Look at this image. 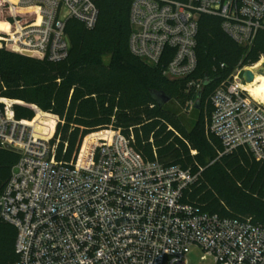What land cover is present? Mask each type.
I'll list each match as a JSON object with an SVG mask.
<instances>
[{
    "label": "built area",
    "instance_id": "1",
    "mask_svg": "<svg viewBox=\"0 0 264 264\" xmlns=\"http://www.w3.org/2000/svg\"><path fill=\"white\" fill-rule=\"evenodd\" d=\"M0 3L11 17L2 21L9 27L0 31V47L53 63L69 56L68 20L92 29L99 17L96 0ZM203 15L218 18L241 46L264 32V0H132L129 49L160 66L166 78L198 89L207 79L192 78ZM262 63L264 55L251 66L238 65L228 79L218 76L206 133L219 141V156L245 149L264 163V101L243 78ZM17 102L0 98V147L20 150L0 196V220L17 229L13 264H188L193 248L210 264H264V224L205 212L184 200L198 179L191 169L144 159L114 127L89 133L76 158L60 161L53 141L59 117L46 125L47 113L29 104L36 116L18 119ZM194 107L190 101L184 110Z\"/></svg>",
    "mask_w": 264,
    "mask_h": 264
},
{
    "label": "trees",
    "instance_id": "2",
    "mask_svg": "<svg viewBox=\"0 0 264 264\" xmlns=\"http://www.w3.org/2000/svg\"><path fill=\"white\" fill-rule=\"evenodd\" d=\"M96 2L99 17L94 28L68 20L66 30L72 44L64 61L23 58L0 47V97L35 104L59 117L53 141L58 140L55 154L60 161L76 158L89 133L114 127L131 138L133 148L144 159L179 165L198 174L197 181L184 192L186 202L205 212L264 224V163L243 160L240 149L219 156V141L206 133L210 101L206 117L201 112L203 91L216 82L215 75L233 67L230 59H242L244 65H250L264 54V32L245 47L222 30L218 18L201 17L196 47L198 66L192 78L204 68L202 76L209 81L202 87L200 107L186 112L184 104L177 103L166 90L167 85L176 84L178 90L185 91L186 80L169 81L160 66L147 63L129 49L132 0ZM212 18L219 20L228 40L204 29L200 46L201 25L211 27ZM10 19L7 6L0 3V21ZM2 23L0 30L8 31V23ZM74 24L79 26L74 28ZM215 59L222 60L213 65ZM221 63L227 65L225 71L220 69ZM159 90L170 95V102L177 104L181 112L170 104L160 107L153 98V91ZM14 112L18 119L35 117V111L24 104H15ZM42 120L51 125L55 117L45 114ZM18 159V153L0 147V196ZM16 238V227L0 220V264L17 260Z\"/></svg>",
    "mask_w": 264,
    "mask_h": 264
},
{
    "label": "rangeland",
    "instance_id": "3",
    "mask_svg": "<svg viewBox=\"0 0 264 264\" xmlns=\"http://www.w3.org/2000/svg\"><path fill=\"white\" fill-rule=\"evenodd\" d=\"M212 21H213V25H211V27H209V28H207V27H205V25H204V23L201 25V29H200V35H199V38H200V46H201V44H202V42H203V38H202V33H203V31H204V29L205 30H207L209 33H211V34H217V35H219V36H221L222 37V39L223 40H228V38L224 35V33L222 32V30L220 29V24H219V20L218 19H213L212 18ZM1 24H3L2 23V21H0V25ZM79 25L78 24H74V28L76 27H78ZM1 31V30H0ZM71 40V39H70ZM71 42V44H72V41H70ZM200 46H199V53L201 54V52H200V50H202V49H200ZM246 47V46H245ZM6 50H9V51H11V52H13L14 54H17V55H19V56H22L23 58H31V59H37V58H35V57H28V56H25V55H23L22 53H20V52H18V50L15 48V47H12V46H8L7 48H5ZM247 49V48H246ZM262 55H264V54H262ZM261 55V56H262ZM260 56V57H261ZM260 59V58H259ZM220 60H222V59H215L213 62H214V64L213 65H216ZM231 60V63H232V66L233 67H230L229 66V69H227L225 72H222V73H220L219 75H217L216 77H215V83H211V84H208V81L209 80H206V82H207V84H208V88L205 90V91H203V96H202V98H201V112H202V114L203 115H205V117H206V115L208 114V110H209V97H210V94L212 93V91L220 84L219 82H220V79H218V76H222V78L223 79H228V78H230V76H231V74H232V72H233V70L238 66V65H242V66H251V65H253V64H256L257 62H255V63H253V64H250L249 65V63H247L246 65H244V63L242 62V59H240L238 62H234V60H232V59H230ZM229 60V61H230ZM204 71V68L203 69H199V71L196 73V75H194V77H193V79H194V81H200V79H202L203 78V76H202V72ZM214 77V75L213 76H211V78H213ZM169 81H171V82H176V81H180V80H174V79H169V78H167ZM207 84H205V85H207ZM202 85V84H201ZM205 85H204V87H205ZM202 87L203 86H201V87H199L198 89L197 88H195V87H191V88H188L187 90H185V91H180V90H178V87H177V85L176 84H169V85H167L166 86V90H168L170 93H171V95L173 96V99L177 102V103H183L184 105H183V108H185V106H186V104L188 103V102H190V101H193V103H194V105H195V103H196V100L194 99V96L195 95H197L198 94V92L200 91V90H202ZM0 98H5V99H11V98H8V97H0ZM13 100H16V99H13ZM16 101H19V102H17L16 104H24V105H28L29 106V104H27V103H25L24 101H21V100H16ZM43 111V110H42ZM43 112H45V113H47V114H50V115H52V116H57V115H54V114H52V113H49V112H46V111H43ZM36 116V115H35ZM58 117V116H57ZM104 129H106V128H104ZM100 130H103V129H100ZM97 132V131H96ZM93 133V132H92ZM195 152V151H194ZM239 153H240V155H241V157H242V159L243 160H245V158H246V160H250V161H256L251 155H250V153H247L244 149H240V151H239ZM244 157V158H243ZM203 255V252L199 249V248H193L191 251H190V253L188 254V264H210L209 263V261H207V260H203L202 258H201V256Z\"/></svg>",
    "mask_w": 264,
    "mask_h": 264
},
{
    "label": "water",
    "instance_id": "4",
    "mask_svg": "<svg viewBox=\"0 0 264 264\" xmlns=\"http://www.w3.org/2000/svg\"><path fill=\"white\" fill-rule=\"evenodd\" d=\"M22 54L25 56H28V57H32L31 52L24 51V52H22ZM255 74L264 75V63H262L261 65H259L258 67L254 68V69H246L243 73V78L246 82L249 83V82H252L254 80ZM201 96H202V91L200 90L197 94V100L195 103V108L200 107L199 99L201 98ZM153 98L160 107H162L163 105H166V104H170L173 108H175V110L177 112H181V108H179L177 104L170 102L172 100V98L166 92L160 91V90L159 91H153ZM5 149L12 151V152H15V153L20 152L19 149L12 147L11 145H7V144L5 145ZM0 212H1V205H0Z\"/></svg>",
    "mask_w": 264,
    "mask_h": 264
},
{
    "label": "bare ground",
    "instance_id": "5",
    "mask_svg": "<svg viewBox=\"0 0 264 264\" xmlns=\"http://www.w3.org/2000/svg\"><path fill=\"white\" fill-rule=\"evenodd\" d=\"M251 93L261 101H264V75L258 74L254 81L247 85Z\"/></svg>",
    "mask_w": 264,
    "mask_h": 264
}]
</instances>
